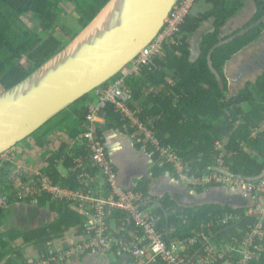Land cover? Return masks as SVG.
Returning <instances> with one entry per match:
<instances>
[{"label":"trees","instance_id":"obj_1","mask_svg":"<svg viewBox=\"0 0 264 264\" xmlns=\"http://www.w3.org/2000/svg\"><path fill=\"white\" fill-rule=\"evenodd\" d=\"M109 1L0 0L1 89H8L23 81L48 59L61 52L65 40L73 41L77 33L86 28ZM243 1L205 0L211 7L210 11L188 16L175 37V44L166 43L163 47L164 55L155 57L154 65L143 68L138 75H133L128 80L134 95L132 107L140 112L139 116L144 121L154 120L151 127L161 145L176 151L182 163L197 176L222 168L234 178L248 181L261 178L264 174V72L255 81H248L244 86L238 87L234 95L228 97L227 94L230 90L227 65L257 42L264 29V23L255 27L264 20V0H250L257 12L249 26L232 36L222 35L227 23L244 8ZM62 4L74 6L77 19L63 17ZM29 16L37 23L35 31L23 21L24 17ZM209 20L214 21V32L203 37L200 55L194 60L190 39ZM252 26L255 28L245 32ZM54 33L63 38V41ZM23 59L29 65L23 64ZM92 96L93 93L88 94L70 106L24 140L21 146L29 148L31 144L44 147L46 139L55 130L77 137L84 131L87 103L92 100ZM104 113L106 123L99 124V136L102 140L104 131L112 128L131 134V130L124 129L112 104L108 105ZM59 118L62 119L55 124L54 121ZM69 121L71 125L68 124ZM46 127L49 129L45 130ZM139 143L143 145L142 142ZM146 148L151 150V146L147 145ZM46 153L49 154L47 165L41 173L48 176L55 185L78 190L83 186L82 180L88 179L86 176L94 179L97 175L98 168L91 167L88 159H85L83 167H78V158H86L89 154L86 145L72 148L69 152L66 145H61L59 150ZM155 158H161L158 152ZM157 161L156 175L162 171H175L163 158ZM58 167L68 172L61 173ZM11 168L10 161L0 160V264H34L36 260L42 262L47 261L50 256H58L59 252H51L49 244L56 238L60 239L65 231L73 227L78 234L85 233L86 212L78 209L74 201L54 200L46 193L41 196L34 194L19 197L18 194L29 184L31 178L38 182L40 177L27 176L22 178V183L15 185L11 178ZM93 182L95 181H92L91 187H94ZM219 186L220 183H213L194 189L202 193L210 187ZM135 191L149 200L152 210L148 213L159 219L158 230L167 241L187 239L206 230L207 227H203L207 223L217 222L226 214H234L241 216V220L227 226L213 225L205 232L210 236V242L217 247L221 242L235 245L261 221L254 216H245L249 199L243 193L231 195L235 202L233 205L208 203L183 206L178 205L169 195L152 205L148 185L144 182H140ZM2 200L6 205L4 207L1 205ZM21 203L28 205L29 214L27 216L21 212V225H18L9 221V217L14 207ZM40 209L54 213L53 221L46 225H35L33 222L38 218L37 214L40 216ZM109 218L111 234L119 240L131 242L130 234L144 235L137 232L131 215L126 211L113 210ZM17 240L31 246L38 254L37 259H25L23 248L16 246ZM119 243L121 242L114 244L108 254L111 260L123 259H117L116 256L120 254L118 250L123 249ZM201 247V243L195 245L192 248L194 252L190 255L183 253L182 257H192V261H198V257L204 256L200 251ZM63 251L64 249L60 250ZM256 252L259 258L254 259L253 264H264V249ZM124 253L132 264H137L128 251ZM112 264L119 263L117 261ZM153 264L165 262L158 260Z\"/></svg>","mask_w":264,"mask_h":264},{"label":"built area","instance_id":"obj_2","mask_svg":"<svg viewBox=\"0 0 264 264\" xmlns=\"http://www.w3.org/2000/svg\"><path fill=\"white\" fill-rule=\"evenodd\" d=\"M196 1L181 0L157 39L115 78L93 91V98L87 104L88 112L83 124L84 131L73 138V142L79 145L84 144L89 149L86 158L82 156L78 158V167H83L86 163L85 159L89 160L91 167H97L96 177H99L105 185L102 190L90 186L92 181H98L95 180L96 177L92 179L86 176L88 179L82 180L83 186L78 190H70L53 184L46 175L35 174L32 177L39 176L38 182L31 178L29 184L18 194L19 197H26L34 194L41 196L46 193L54 200L74 201L78 209L88 214L90 220L85 224L84 234H87L89 239L87 242L59 252L56 257L60 260L78 255L85 249L109 254L115 241L116 243L124 242L111 234L109 215L113 210L128 212L136 225L137 232L144 234L134 236L135 240L129 244V248H123L132 255L137 264H153L158 260L164 261L165 264H214L216 262H219L218 264H253L252 261L259 258L256 251L264 249V175L248 181L234 178L225 168L203 176L191 173L176 151L161 145L151 127L154 120L144 121L139 116L140 112L132 107L134 95L128 84L129 78L138 75L143 68L154 65L155 57L164 55L163 47L166 43L175 44V37L180 33L186 18L192 15ZM109 104L115 107L124 129L131 130L130 136L138 142L151 146V156L158 152L159 157L174 167L175 174L182 183L190 188L220 183L223 187L239 189L249 199L245 216H254L261 221H258L245 238L235 245L221 242L217 247L210 242V236L205 232L209 231L213 225L227 226L231 222L241 220V216L234 214H226L217 222L207 223L203 227V229L207 227L206 230L197 232L198 234L187 239L167 241L158 230L159 219L145 211V208L149 207V200L136 192L135 186L126 187L120 182L119 173L110 159L106 143L99 136L100 116ZM22 176V170L12 171L11 178L18 184L22 183ZM1 205L6 206L4 200L1 201ZM200 243L202 244L200 251L204 256L198 257V261H192V257L190 259L182 257L183 253L190 255L194 252L192 248ZM53 259V256H50L47 261L36 260L34 264H50V260Z\"/></svg>","mask_w":264,"mask_h":264},{"label":"water","instance_id":"obj_3","mask_svg":"<svg viewBox=\"0 0 264 264\" xmlns=\"http://www.w3.org/2000/svg\"><path fill=\"white\" fill-rule=\"evenodd\" d=\"M180 1L110 0L61 52L1 90L0 158L137 59L164 30Z\"/></svg>","mask_w":264,"mask_h":264},{"label":"crops","instance_id":"obj_4","mask_svg":"<svg viewBox=\"0 0 264 264\" xmlns=\"http://www.w3.org/2000/svg\"><path fill=\"white\" fill-rule=\"evenodd\" d=\"M244 8L241 12H239L233 19H231L225 28L223 29L222 35L224 37L225 33L231 32L230 35H234L238 31H242L245 29V27L249 26L251 23L254 15L256 14V7L253 2L250 0H244L243 1ZM211 7L205 2V0H199L195 7L193 14H205L210 11ZM254 26L250 27L248 30L253 29ZM214 32V21L209 20L208 22L204 23L202 27L199 29V31L190 39V45H191V51H192V58L195 60L200 55V44L203 40V37L206 36L209 33ZM252 49H249V51ZM242 58H240L241 60ZM233 62L228 64L229 70L233 67ZM227 70V69H226ZM227 75V73H226ZM258 77V76H257ZM228 81L230 82V85L232 82L230 81L229 77L227 76ZM257 79V78H256ZM249 80L251 79H245L243 82L239 81L237 85L234 86V88L242 87L244 86ZM252 81V80H251ZM232 86H230L231 88ZM233 91V89H232ZM93 97V96H92ZM90 102V101H89ZM88 104V103H87ZM106 119H105V113L103 112L100 116V121L98 123L101 125H105ZM80 135V134H79ZM78 135V136H79ZM73 138L70 135L60 131L55 130L51 133V135L46 139L47 144L44 147H38L37 145H31L28 148L26 145L22 146L19 149L18 152L20 153V156H16V151H12L6 154L5 157H12L15 155L19 160L21 159V163L23 169L22 170V178L24 179L27 176L42 174V170L47 165V158L49 154H47V151H57L60 149L61 145L67 146V151H71L72 148L75 147H81L84 144H74ZM103 140L106 143L107 151L110 156V159L112 160L114 166L116 167L118 173L120 182L124 184L126 187H137L140 182L147 183L148 185V193L150 202L152 205H155L159 202V200L167 195L171 196V199L174 200L178 205L183 206H191L193 204L194 200L200 199L199 201H203L200 197L205 195L207 198L210 193L212 192V188L205 190L202 193H198L194 188H190L185 186L181 183V181L178 179V177L175 174V171H162L159 173V175H156V166L158 164V159L161 158H155V155L151 156L150 150H148L144 145L139 143L137 140L133 139L130 134L126 133L125 131H122L120 129H109L104 131ZM141 144V145H140ZM28 148V149H27ZM34 148L39 150V155L33 153ZM16 149V150H17ZM70 149V150H69ZM4 156L0 158V160H3ZM36 163V164H35ZM162 166V164H161ZM61 171V173H67L68 171L64 168L58 167ZM97 176V175H96ZM95 181L93 182V185L96 189L102 190V187L104 185L103 181H100L99 177H96ZM105 186V185H104ZM225 192L231 196L234 193H241L239 189H232V188H223ZM199 197V198H198ZM205 198V199H206ZM152 207V206H151ZM29 208L26 204H18L14 207L15 209H18L20 212L26 211V209ZM147 209V210H146ZM150 208H145V211L150 212ZM89 213V212H88ZM40 216L37 215V219L33 222L35 225H46L53 221L55 218V214L47 211L46 209H40ZM85 220V224L89 222L90 218L87 213ZM11 216V215H10ZM54 216V217H53ZM51 218V219H50ZM33 224V225H34ZM84 224V225H85ZM131 242L135 240L133 233L129 235ZM89 239L87 234H78L77 229L73 227L72 229L65 231L62 234V237L54 239L50 244V250L51 252L54 250V252H60L62 249H68L72 246H75L77 244L87 242ZM58 242V243H57ZM131 242H121L119 243V246L123 248H129V244ZM118 243V242H117ZM116 241L114 244H117ZM57 244V246H55ZM21 246L23 248V257L25 259L36 260L37 259V253L36 251L27 244L22 243L21 240H17L16 246ZM31 251H34L36 254L30 255ZM118 252L121 256H117V259L120 257L123 258L120 261H122L120 264H132V261H129V258L125 255L123 249H119ZM127 257V258H126ZM53 260H50V264H111L109 261H111V258L106 252H98V251H92V250H83L80 254L71 256L69 258H64L60 260L57 257H53Z\"/></svg>","mask_w":264,"mask_h":264},{"label":"rangeland","instance_id":"obj_5","mask_svg":"<svg viewBox=\"0 0 264 264\" xmlns=\"http://www.w3.org/2000/svg\"><path fill=\"white\" fill-rule=\"evenodd\" d=\"M61 7H62V15H63V17H66V19H73V18L77 19L76 18V15L74 13V6H69V5L62 4ZM23 21L27 25H29L32 30H34V31L37 30V27H36L37 23L35 21H33L32 16L24 17L23 18ZM260 23H264V20H262L261 22H259L255 27H258ZM255 27H253V28H255ZM248 31L249 30H246L245 32H248ZM80 32H78L77 35ZM230 34H231V32H228L227 31L225 33V36L227 37ZM241 34H243V33H241ZM54 35L56 37H58L59 39H61V41H63V38H61L57 33H54ZM65 44H67V41L66 40H65ZM249 49H252V50L249 51ZM240 58H242V59L240 60ZM22 62L25 65H29L27 63V60L26 59H23ZM231 62H233V64H234L233 67L230 68V70H229V68H227L228 65L226 67V69H227L226 70L227 76L229 77L230 81L232 82L231 85H230V82H229V86H232V87L230 88L229 92L227 93L228 94V97L234 95L237 92L238 87L237 88H234V86L237 85V83L239 81L243 82L245 79H248V78L251 79L252 81H255L256 78H257V76H259L260 74H262L264 72V29H263V31L261 33V36H260L259 40L257 42H255L254 44H252L249 48L243 50ZM251 80H249V81H251ZM232 89H233V91H232ZM1 90L2 89L0 87V91ZM70 112H71V110H70ZM61 119L62 118L56 119L54 121V123L56 124V122L58 120H61ZM52 124H53V122L51 123V125ZM68 124H70V121L68 122ZM47 128L48 127H46L45 130H47ZM256 132L254 133V135L256 134ZM143 145L145 147H147V145H145V144H143ZM21 147L22 146L19 145L18 147H15V149L13 150V152L16 151V156H20V153L18 152L19 149H17V148H21ZM50 152H54V151H50ZM33 153L37 154V156H38L39 155V150L36 149V148H34ZM7 155H8V153H7ZM16 156L13 155L10 158V157H5V155H4V159H3V160L9 159V161L12 163L11 171H13V172L14 171H17V169H23L22 164H20L21 163V159L19 160L20 157L17 158ZM12 180H13V178H12ZM13 181H14V183L16 185L18 184L15 179ZM182 184H184V183H182ZM185 186H187V185H185ZM227 187H229V186H227ZM227 187L219 186L218 188H227ZM211 188L213 190L214 187H211ZM223 192H225V191H223ZM170 198H171V196H170ZM200 198L203 200V201H200V203H199L200 205L208 204V203H213L212 201L206 200L205 199L206 197H205L204 194ZM222 204H224V203H222ZM149 208L152 210V207L151 206H149ZM11 212L12 213H11V216L9 217L10 218L9 221H11V222H13L15 224L21 225V221H20L21 217H19V216L22 213L25 214V215L27 214V216H28V214H29L28 213L29 212V208H27L26 211H24L22 213L18 209H15L14 211H11ZM55 246H57V244H55ZM228 248L230 249L231 247L229 246ZM30 255H33L34 256L35 255V252L34 251H31ZM112 257H114L113 254H112ZM120 260L121 259L117 260L119 264L122 262ZM117 261L111 260L109 262L112 264V262H117Z\"/></svg>","mask_w":264,"mask_h":264},{"label":"flooded vegetation","instance_id":"obj_6","mask_svg":"<svg viewBox=\"0 0 264 264\" xmlns=\"http://www.w3.org/2000/svg\"><path fill=\"white\" fill-rule=\"evenodd\" d=\"M223 188H216L214 187L212 192L210 193L211 195H209L206 200L212 201L213 203H224V204H234V199L232 198V196H229ZM239 193V192H238ZM200 199H196L194 200L193 204H191V206L193 205H200Z\"/></svg>","mask_w":264,"mask_h":264},{"label":"bare ground","instance_id":"obj_7","mask_svg":"<svg viewBox=\"0 0 264 264\" xmlns=\"http://www.w3.org/2000/svg\"><path fill=\"white\" fill-rule=\"evenodd\" d=\"M105 16L106 15H104L103 17H101L99 20H98V22L95 24V26H94V29H97L99 26H101V24L103 23V21H104V19H105ZM93 29V30H94Z\"/></svg>","mask_w":264,"mask_h":264}]
</instances>
